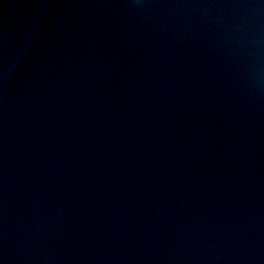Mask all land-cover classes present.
I'll return each instance as SVG.
<instances>
[{
    "label": "water",
    "instance_id": "obj_1",
    "mask_svg": "<svg viewBox=\"0 0 264 264\" xmlns=\"http://www.w3.org/2000/svg\"><path fill=\"white\" fill-rule=\"evenodd\" d=\"M0 264H264V0H0Z\"/></svg>",
    "mask_w": 264,
    "mask_h": 264
},
{
    "label": "snow or ice",
    "instance_id": "obj_2",
    "mask_svg": "<svg viewBox=\"0 0 264 264\" xmlns=\"http://www.w3.org/2000/svg\"><path fill=\"white\" fill-rule=\"evenodd\" d=\"M137 2H140V0H137Z\"/></svg>",
    "mask_w": 264,
    "mask_h": 264
}]
</instances>
